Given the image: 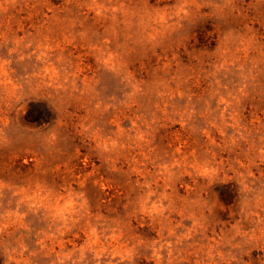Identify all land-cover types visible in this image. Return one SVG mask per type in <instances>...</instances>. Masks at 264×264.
I'll return each mask as SVG.
<instances>
[{
	"label": "rangeland",
	"instance_id": "obj_1",
	"mask_svg": "<svg viewBox=\"0 0 264 264\" xmlns=\"http://www.w3.org/2000/svg\"><path fill=\"white\" fill-rule=\"evenodd\" d=\"M0 264H264V0H0Z\"/></svg>",
	"mask_w": 264,
	"mask_h": 264
}]
</instances>
